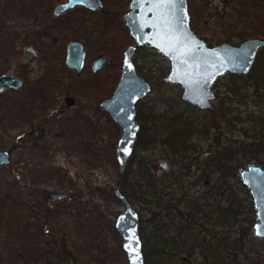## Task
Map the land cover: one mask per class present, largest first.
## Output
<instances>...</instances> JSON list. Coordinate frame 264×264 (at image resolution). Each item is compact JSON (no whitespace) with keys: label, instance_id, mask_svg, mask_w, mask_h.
Returning a JSON list of instances; mask_svg holds the SVG:
<instances>
[{"label":"rangeland","instance_id":"rangeland-1","mask_svg":"<svg viewBox=\"0 0 264 264\" xmlns=\"http://www.w3.org/2000/svg\"><path fill=\"white\" fill-rule=\"evenodd\" d=\"M66 1L0 0V73L10 72L25 81L18 90L0 93V149L12 155L10 164L0 166V264H129L122 237L115 228L116 218L124 210L115 194L120 185L116 148L121 128L103 109L101 101L113 94L118 83L123 52L128 45L136 44L123 19L131 0H102L103 7L98 10L75 7L55 16V8ZM188 2L193 29L212 46L264 39V0ZM73 39L82 40L88 51L86 67L80 74L68 72L65 65L66 47ZM29 46L36 50V55L29 51ZM148 47L136 50L134 60L139 73L152 84L151 93L142 101L149 119L164 113L182 122L184 118L197 119L199 125L207 126H197L193 139L202 144L198 150L203 152L215 151L219 131L223 143L234 145L238 144L236 139L249 141L243 130L252 129L253 120L258 121L261 129L264 91L250 86L237 94L231 91L233 82L227 73L214 84L217 98L213 111L197 107L187 110L183 89L165 80L170 62ZM102 53L109 55L111 61L101 72L94 73L91 63ZM263 60L264 46L252 68L262 71ZM251 72L248 79L253 82L256 75L254 70ZM65 96L74 97V104H65ZM139 106L140 103L138 111ZM39 125L46 129L42 140L33 133ZM164 125L165 121L159 126L158 144L144 148L136 143L135 166L131 164V170L145 160L158 182L163 183L160 188L167 193L165 200L177 202L183 208L202 196V203L213 208L209 220L194 214L184 218L181 215L174 218V223L170 221L172 228L182 226L181 233H185L191 227L190 234L200 231L206 240L227 237L231 243L237 239L228 256H221L220 251L214 258L212 252L204 253L201 248L195 251L189 242L190 252L183 257L192 264H264V238L254 233L250 222L252 198L239 182L240 176L228 180L235 194L225 184L220 193L218 187L205 186L196 177V165L180 183L174 182L179 170L172 164L170 148L162 142ZM150 127L148 123L146 131ZM142 139L147 141V136ZM191 148L186 155L195 151ZM163 159L171 164L168 172L159 166ZM242 163L246 167L251 162L243 158ZM215 176L210 179L211 185ZM52 191L65 194L66 198L52 202ZM135 197L133 206L140 216L149 218L148 203ZM231 203L236 216L230 223L218 220V215ZM166 209L153 208L169 221L170 210L166 213ZM191 218H196L194 224ZM141 228L150 230L149 222H142ZM147 246L154 245L148 242ZM205 254L208 258H204ZM174 261L179 264L177 257Z\"/></svg>","mask_w":264,"mask_h":264},{"label":"water","instance_id":"water-1","mask_svg":"<svg viewBox=\"0 0 264 264\" xmlns=\"http://www.w3.org/2000/svg\"><path fill=\"white\" fill-rule=\"evenodd\" d=\"M81 3L97 9L102 6L101 0H81ZM66 9V3L56 7L55 13L60 14ZM126 25L136 44H131L124 51L121 78L113 96L102 102L104 109L122 128L121 137L116 148V160L119 172L126 171L129 159L133 156L135 143L140 130L136 119V103L151 90V85L136 71L133 56L137 46L149 45L158 51L169 62L170 68L166 76L167 82L180 85L183 99L200 109L212 110L216 97L213 85L227 73L247 74L255 63L257 53L264 46L263 38H250L239 45L223 42L209 45L201 38L191 25L188 0H176L170 6L162 0H132L130 11L124 15ZM85 50L80 41H72L68 46L67 64L80 72L84 65ZM107 55H101L93 61V70L100 71L108 63ZM23 85L21 77L11 73L0 74V93L7 87L18 89ZM67 103L73 104L72 97ZM38 137L42 138V129L37 128ZM125 149V151H121ZM12 155L8 150L0 149V166L11 163ZM159 166L167 171L170 164L165 159ZM240 178L249 190L256 210L254 224L255 235L264 238V166L253 161L240 169ZM115 194L124 205L118 214L115 228L122 237V247L129 264H145L143 239L140 232L141 217L120 187ZM63 194L50 192L51 201L61 200ZM131 247L139 242V258L133 261L136 253H129V237L133 236Z\"/></svg>","mask_w":264,"mask_h":264},{"label":"trees","instance_id":"trees-1","mask_svg":"<svg viewBox=\"0 0 264 264\" xmlns=\"http://www.w3.org/2000/svg\"><path fill=\"white\" fill-rule=\"evenodd\" d=\"M252 69L256 75L253 82H250L248 79L252 76L251 71L253 70L247 75L234 73L228 74L233 82V88H231V91L239 94L242 90H247L250 86H254L256 91H264V60L260 69L262 71L257 72L254 67ZM142 106L143 105L141 104L139 107L140 111L138 112V119L142 123L138 144L144 148L149 144H158L161 136V132H159L161 129L159 126L161 122H166V126L164 125L165 132L162 134V142L170 148L169 156L172 159V164L178 166L179 174L174 175V182L180 183L182 181L181 178L186 174H190L193 169L192 167L196 165L198 171L196 177L205 186H208V188L211 189H213V187H218L220 193L223 184H225V187L231 193H234L232 182L228 180L239 176V169L244 165L242 163L243 158H247V160L249 159V162L256 161L260 165L264 164V131H262V129L264 130V116L260 121L262 124L261 129H258L259 123L258 121L256 123L255 120L251 123L253 127L252 129H250L251 127H249L250 130L244 128L243 131L245 132L247 139H249L248 142L247 140L236 139L235 143L238 144L228 145L227 142H222V134L219 131L216 133V142L218 146L215 147V151L208 149L206 152H203L198 150V147L202 144H200L199 141L198 143L193 141V139L196 136L195 133L197 126L206 128V125H203L202 123L199 125L197 119L189 121L187 120L188 118H184V121L182 122V119L176 120V118L169 113H164L162 117L159 118L155 115L154 118L149 119V113H146ZM188 106L189 109L187 110L194 111L196 109L190 104H187V107ZM177 114L179 115V113ZM184 114L185 116H188L186 112H184ZM235 114H237V112ZM249 122L251 121L249 120ZM148 123L151 124V127L146 131ZM144 135L147 136V141H143L142 137ZM208 144L209 146L213 145L212 143ZM191 147H193L195 151L192 150V154L186 155L185 152L192 149ZM194 153H196L195 156ZM131 164H134L135 166L134 154L129 161L126 172L120 176V184L123 192L127 195L131 203L132 197H135V195L137 201L148 203L146 206L149 211V218L145 219L141 216V223L144 221L149 222L150 230L147 231L141 228L140 225L146 264H175L174 259L176 257L178 258L179 264H192L183 257L190 252L188 249L189 242H192L190 245L195 251L198 248H201L204 253L212 252L211 255L214 258L220 255V251H223L221 256H228V251L234 248V242L237 241V239L231 240V243L229 241L227 242V237H221V239H219L214 236L212 240H206L200 236V231L198 233L190 234L193 230L191 227H189L185 233H181L183 231L182 226L176 227L175 225L174 228L170 226L171 220L174 223V218H181V215L182 218H184L187 214H194L201 219L206 218L209 220L211 218V212L214 211L213 208H209L207 204L202 203V196L187 203L183 206L186 211H182L181 209L183 208L178 205L177 202L170 203L171 200H165L164 196H166L167 193H165V189L160 188L163 183L158 182L159 178L154 176L153 172L150 171L147 161L143 160L138 162L136 164L137 169L134 170H131ZM214 174L216 175L213 178L215 179V182L211 185L210 179ZM238 180L242 183L240 178H238ZM153 208H157L158 210L163 208L169 209L170 211L167 214V217H171V219L169 221H166L165 219L163 220L161 211H155ZM228 211L233 214H227ZM236 212L234 204L231 203L229 209L224 208L222 214L218 215V220H226L227 223H230L233 216H236ZM251 212L253 218L250 222L253 224L255 221V213L252 205ZM197 230L199 229H196L195 231ZM148 242L152 243L154 246L148 247ZM153 258H156L157 262H153ZM204 258H208V255L205 254Z\"/></svg>","mask_w":264,"mask_h":264},{"label":"flooded vegetation","instance_id":"flooded-vegetation-1","mask_svg":"<svg viewBox=\"0 0 264 264\" xmlns=\"http://www.w3.org/2000/svg\"><path fill=\"white\" fill-rule=\"evenodd\" d=\"M102 1V0H101ZM132 1V0H131ZM66 3V9L65 10H63L60 14H56L55 13V10H54V15L55 16H60V15H62V14H64L65 12L66 13H68V11H70L71 9H74L75 7H87L88 9H90V10H98L99 8H97V9H93V8H91V7H89V6H87V5H85V4H83V3H81V0H68V1H66V2H64V3H61V4H65ZM61 4H59V5H61ZM58 5V6H59ZM130 6H131V2H130ZM130 6H129V8H130ZM103 7V1H102V6L100 7V8H102ZM56 9V8H55ZM128 11H130V9L128 10ZM127 11V12H128ZM126 13V12H125ZM125 13H124V15H125ZM124 15H123V19H124V21H125V18H124ZM125 25H126V22H125ZM127 26V25H126ZM127 28H128V26H127ZM128 30H129V28H128ZM129 33H130V30H129ZM130 35H131V33H130ZM132 36V35H131ZM133 37V36H132ZM202 38V37H201ZM72 41H80L82 44H83V48H84V50H85V53H86V55H85V60H84V65H83V68H82V70L80 71V72H78V71H76L75 69H72V68H70L69 66H68V64H67V57H68V46H69V44L72 42ZM207 42V41H206ZM208 43V42H207ZM209 44V43H208ZM131 45V44H130ZM210 45V44H209ZM129 46V45H128ZM144 46H149V45H147V44H145V45H142V46H137V48H136V50H139V49H141V48H143ZM29 48V51L33 54V55H36L37 54V52H36V50L33 48V47H31V46H29L28 47ZM148 50L149 49H152V48H150V47H148L147 48ZM126 50V49H125ZM66 58H65V65H66V67L68 68V72H70V71H73V72H75V73H77V74H80V73H82L83 71H84V69H85V67H86V63H87V57H88V51H87V48H86V46H85V43L82 41V40H80V39H73V40H71V41H69V43L67 44V47H66ZM156 51V50H155ZM136 52L137 51H135V53H134V56H135V54H136ZM157 53H159L158 51H156ZM160 54V53H159ZM101 55H107V54H105V53H102V54H100L99 56H101ZM99 56H97L96 58H98ZM108 56V58H109V61H108V63L106 64V65H108L109 63H110V61H111V58H110V56L109 55H107ZM134 56H133V61H134V63H135V60H134ZM95 58V59H96ZM123 58H124V52H123V55H122V66H123ZM95 59H93V61L95 60ZM93 61H92V63H91V70L94 72V73H98V72H101L104 68H105V66L103 67V69L102 70H100V71H97V72H95L94 70H93ZM122 66H121V72H120V77H119V80H118V83H119V81H120V78H121V73H122ZM135 66H136V71H137V73L142 77V78H144L140 73H139V69H138V67H137V65H136V63H135ZM2 73H10V72H2ZM2 73H0V74H2ZM11 74H13V73H11ZM13 75H16V74H13ZM16 76H19V75H16ZM167 76V75H166ZM166 76H165V80H166ZM19 77H21V76H19ZM22 78V77H21ZM145 79V78H144ZM22 80H23V85L20 87V88H22L23 86H24V83H25V81H24V79L22 78ZM147 82H149L147 79H145ZM167 81V80H166ZM118 83H117V85H116V87L118 86ZM150 83V82H149ZM150 85H151V90H150V92L144 97V98H142V99H140L137 103H136V111H137V115H136V119H137V121L139 122V119H138V108H137V106H138V104L140 103V105L143 103L142 101L151 93V91H152V84L150 83ZM116 87L114 88V90H113V94H114V91H115V89H116ZM213 87H214V85H213ZM20 88H18V89H20ZM7 89H12V88H9V87H7L5 90H7ZM18 89H13V90H18ZM214 89V88H213ZM4 90V91H5ZM3 91V92H4ZM3 92H1V93H3ZM113 94L111 95V96H113ZM215 94H216V97H215V99L217 98V93H216V91H215ZM111 96H109V97H111ZM68 97H72V96H65V98H64V102H65V104H67V105H69L68 103H67V98ZM109 97H106V98H109ZM73 98V100H74V102H75V99H74V97H72ZM105 98V99H106ZM105 99H103L102 101H101V106H102V102L105 100ZM215 99L213 100V104H214V101H215ZM74 102H73V104H74ZM187 103V102H186ZM73 104H71V105H73ZM187 104H189V103H187ZM70 106V105H69ZM191 106H193V105H191ZM103 107V106H102ZM140 107V106H139ZM194 107H196V106H194ZM198 108V107H197ZM103 109H104V107H103ZM215 109V104H214V108L212 109V110H207V109H204V110H207V111H213ZM105 110V109H104ZM106 111V110H105ZM107 112V111H106ZM108 113V112H107ZM109 114V113H108ZM110 115V114H109ZM111 116V115H110ZM111 118H112V116H111ZM112 120L115 122V120L112 118ZM116 123V122H115ZM117 124V123H116ZM118 125V124H117ZM139 125H140V130H139V132H138V136H137V140H136V143L138 144V139H139V134H140V131H141V128H142V126H141V124H140V122H139ZM120 126V125H119ZM37 128H40V129H42L43 131H42V134H43V137L42 138H40V137H38V135H37V131H36V129ZM121 128V127H120ZM33 133H35V136L38 138V139H44L45 138V136H46V129H45V127L44 126H36L34 129H33ZM121 134H122V128H121ZM121 137V136H120ZM136 143H135V145H136ZM134 151H135V149H134ZM132 158V157H131ZM130 158V159H131ZM130 159H129V161H130ZM167 161V160H166ZM169 162V161H168ZM170 164V163H169ZM128 165H129V162H128V164H127V168H128ZM244 167V166H243ZM127 168H126V170H127ZM242 168V167H241ZM240 168V169H241ZM170 169H171V164H170ZM170 169L169 170H167L166 172H168V171H170ZM240 169H239V174H240ZM163 170V169H162ZM165 171V170H164ZM126 172V171H125ZM124 172V173H125ZM120 173V172H119ZM123 173V174H124ZM123 174H120V176L121 175H123ZM240 176V175H239ZM118 187H120L121 188V190H122V187H121V184L118 186ZM123 191V190H122ZM64 195V197L62 198V199H64V198H66V195L65 194H63ZM127 196V195H126ZM252 198V197H251ZM61 199V200H62ZM129 199V198H128ZM57 201H59V200H57ZM52 202H55V201H52ZM131 202V201H130ZM252 203H253V199H252ZM230 208V205L229 206H227L226 207V209H229ZM253 208H254V206H253ZM254 213H255V221L253 222V225H252V227L254 228V224H255V222H256V210L254 209ZM195 219L196 218H193L192 219V221H193V224L195 223ZM194 226V225H193ZM196 227V226H195ZM194 227V228H195ZM196 230V229H195ZM254 233H255V229H254ZM145 264H146V259H145Z\"/></svg>","mask_w":264,"mask_h":264},{"label":"snow or ice","instance_id":"snow-or-ice-1","mask_svg":"<svg viewBox=\"0 0 264 264\" xmlns=\"http://www.w3.org/2000/svg\"><path fill=\"white\" fill-rule=\"evenodd\" d=\"M162 2L170 5V6H174L175 3H176V0H162ZM121 151H125V149H121ZM135 237V233L133 232V236L132 237H129L128 240H129V245H126V247L129 248V253L130 255L135 252L136 255L135 257H133V261L137 260L139 258V242H138V239L135 241V246L134 247H131L130 245L132 244L133 242V238Z\"/></svg>","mask_w":264,"mask_h":264}]
</instances>
